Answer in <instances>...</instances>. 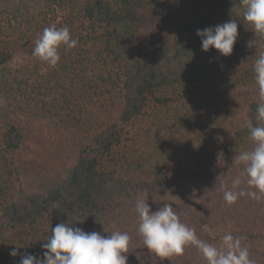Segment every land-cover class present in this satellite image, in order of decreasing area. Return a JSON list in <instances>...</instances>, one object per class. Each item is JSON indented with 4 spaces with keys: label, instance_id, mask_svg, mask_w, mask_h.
I'll use <instances>...</instances> for the list:
<instances>
[{
    "label": "trees",
    "instance_id": "16d2710c",
    "mask_svg": "<svg viewBox=\"0 0 264 264\" xmlns=\"http://www.w3.org/2000/svg\"><path fill=\"white\" fill-rule=\"evenodd\" d=\"M244 11L240 0H0V264H19L13 248L41 255L57 223L103 233L137 199L159 208L180 192L202 200V217L208 211L211 220L240 222L255 211L264 223V193L255 187L259 198L243 190L230 204L206 189L216 181L218 191L229 162L247 148V122L264 125L256 119L264 99L254 72L264 34ZM229 19L239 32L232 55L202 51L197 29ZM53 24L77 40L60 46L55 66L33 55ZM151 105H172L190 141L165 168L125 176L110 164L124 127ZM31 138L66 164H23L18 157ZM177 214L209 237L198 213ZM231 235L264 239L241 227Z\"/></svg>",
    "mask_w": 264,
    "mask_h": 264
},
{
    "label": "clouds",
    "instance_id": "9594fccd",
    "mask_svg": "<svg viewBox=\"0 0 264 264\" xmlns=\"http://www.w3.org/2000/svg\"><path fill=\"white\" fill-rule=\"evenodd\" d=\"M240 3L245 8L244 19L254 26L256 33L264 34V0H240ZM196 34L201 39L202 51L215 49L221 56L228 57L232 55L239 36L238 23L235 19H229L222 24L197 29ZM61 45L74 48L77 40L71 38L67 27L57 28L53 24L43 30L36 41L33 55L55 66L60 60L58 49ZM254 72L259 95L264 99V54L255 60ZM256 119L264 121V103L257 106ZM246 126L255 147L251 151L235 154L233 163L243 164L248 176L247 184L264 193V125L258 123L253 126L248 121ZM240 184L241 180L237 178L232 188ZM243 195V191H224V199L228 203L235 202L238 196ZM248 195L259 198L255 192ZM135 207L139 216L138 232L143 243L159 257L180 254L191 243L200 249L208 264H251L247 249L241 248L239 239L234 240L231 233L223 237L227 251L219 250L201 241L194 228L182 223L172 205L165 204L154 211L145 199H137ZM77 223L70 225L60 222L52 227L51 237L41 244V255L21 254L19 248H13L9 254L12 257L20 256L19 264H128L126 253L130 236L126 232L114 231L104 235L102 232L85 231Z\"/></svg>",
    "mask_w": 264,
    "mask_h": 264
},
{
    "label": "rangeland",
    "instance_id": "374dc122",
    "mask_svg": "<svg viewBox=\"0 0 264 264\" xmlns=\"http://www.w3.org/2000/svg\"><path fill=\"white\" fill-rule=\"evenodd\" d=\"M191 132L192 131L188 130L187 126L179 120L172 105L167 107L151 105L146 109L144 115L136 118L124 127L121 144L116 148L114 162L110 165L114 169H118L121 174L134 178L145 175L147 167L150 168V170H157L160 166L165 168L171 156L179 155L184 145L189 143ZM46 133L52 140H57L56 133L52 132V130ZM254 147L255 142L250 139L247 142L245 151H251ZM18 158L23 164L42 170L47 167L58 169L65 165L67 160V157L61 155H47L44 146L34 138L26 142L25 149ZM229 164L231 167V175L229 174L227 178L224 179V184L222 187L218 188V191V182L216 181H214L216 183L215 188L210 189L209 186H206V189L210 190V192L214 191L211 197L217 199L218 197L216 195H219L220 201L223 202L226 201L224 199L225 190H232L235 192H238L237 190H239V192L243 190L252 192L254 190V186H249L247 184L248 176L245 171V166L243 164L237 165L233 163V159ZM218 174L221 176L220 173ZM231 178L232 180L239 178L241 184L233 189L232 184L234 180L230 181ZM189 196L190 197L186 198V195L182 192L176 193L170 196L168 203L165 204L172 205L176 213H179L185 207H189L190 212L200 215V222L198 223L209 233V237L207 238L205 236L206 233L203 231H195L197 237L201 241L213 245L219 250L227 251L223 243V237L233 231H239L240 227L248 228L250 231L260 230L264 234V223H258L261 221L262 217L261 215L260 217L259 215L256 216L255 211L253 213H243L245 216H242L243 219L240 218V222L237 221L238 218H234V222L227 221L223 223L220 221L219 217L216 220L209 219L208 211H206L207 217H202L204 213H201L199 209V207L201 208L202 206V200H198L199 198L195 194H190ZM185 198L187 200H185ZM226 203L228 202L226 201ZM135 206L136 204H133L122 210L116 220L104 229L105 233L103 231L104 235H108L114 231H120L126 232L130 236L129 247L126 253L128 256V264L208 263V260L204 257L200 249L195 244L191 243L185 246L182 253L173 254L167 258L159 257L154 252L149 251L143 243L142 236L138 232L139 216ZM152 209L155 211L158 209V206L152 204ZM250 210L251 209H249V211ZM237 212H241V209ZM262 214L264 215L263 211ZM211 218L213 219V217ZM233 238L234 240L239 239L241 248L247 249L248 259L251 261V264H264V239L243 240L235 236Z\"/></svg>",
    "mask_w": 264,
    "mask_h": 264
}]
</instances>
